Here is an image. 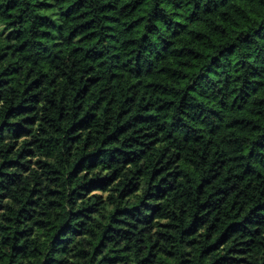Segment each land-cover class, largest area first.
I'll list each match as a JSON object with an SVG mask.
<instances>
[{
    "label": "trees",
    "instance_id": "16d2710c",
    "mask_svg": "<svg viewBox=\"0 0 264 264\" xmlns=\"http://www.w3.org/2000/svg\"><path fill=\"white\" fill-rule=\"evenodd\" d=\"M0 264H264V0H0Z\"/></svg>",
    "mask_w": 264,
    "mask_h": 264
}]
</instances>
